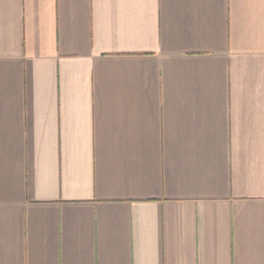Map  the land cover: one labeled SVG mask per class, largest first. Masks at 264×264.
Listing matches in <instances>:
<instances>
[{
  "label": "crops",
  "instance_id": "obj_1",
  "mask_svg": "<svg viewBox=\"0 0 264 264\" xmlns=\"http://www.w3.org/2000/svg\"><path fill=\"white\" fill-rule=\"evenodd\" d=\"M0 264H264V0H0Z\"/></svg>",
  "mask_w": 264,
  "mask_h": 264
}]
</instances>
